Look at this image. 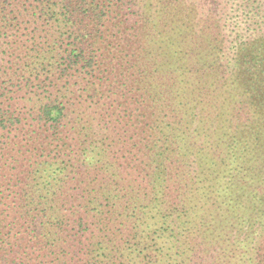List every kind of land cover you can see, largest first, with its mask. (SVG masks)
<instances>
[{
	"label": "trees",
	"instance_id": "obj_1",
	"mask_svg": "<svg viewBox=\"0 0 264 264\" xmlns=\"http://www.w3.org/2000/svg\"><path fill=\"white\" fill-rule=\"evenodd\" d=\"M0 264H264V0H0Z\"/></svg>",
	"mask_w": 264,
	"mask_h": 264
}]
</instances>
